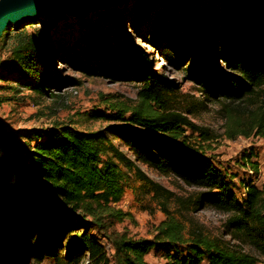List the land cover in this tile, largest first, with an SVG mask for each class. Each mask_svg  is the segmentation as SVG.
<instances>
[{
	"label": "trees",
	"instance_id": "trees-1",
	"mask_svg": "<svg viewBox=\"0 0 264 264\" xmlns=\"http://www.w3.org/2000/svg\"><path fill=\"white\" fill-rule=\"evenodd\" d=\"M167 1L172 10L175 0ZM177 1L186 12L192 4V0ZM202 10L192 12V18L205 17L207 12ZM110 12L117 15L119 11ZM65 18L66 14L60 11L33 20L30 24L37 21L46 24L43 30L33 33H27L21 23L12 26V37L16 40L10 55L15 63L7 70L30 75L32 89L46 92L50 86L59 87L63 83L55 76L56 70L48 76L45 65L53 57L46 42L47 33ZM155 23L161 27L168 25L161 19ZM224 26L227 31L221 32L220 48L213 50L212 47L214 55L210 59L198 56L211 45L202 29L197 32L201 47L190 59L187 77L197 84L205 103H219L228 123V138L256 135L264 139V0H232ZM3 40L1 35L0 42ZM65 55L66 58L58 57L88 74L118 77L114 72L122 73L109 63L95 67L90 64L89 56L84 61L71 49ZM137 55L141 56L130 65L141 83L137 102L133 106H113V117L127 121L118 128L119 140L135 161L201 190L189 198H178L180 210L195 212L208 207L224 214V233L210 237L193 228L185 232L178 222L168 218L160 224L153 239L115 238V264H149L144 257L151 249L162 246L166 250L163 264H258L259 257L264 258V185L257 187L248 179L242 182L241 198L236 197L230 176L199 146L200 142L210 141L212 135L187 115L168 108V92H173V83L147 65H141V52L134 53L132 58ZM205 103L198 105L205 107ZM126 113L128 116L124 118ZM192 134L196 135V141H191ZM29 137L35 139L33 146L21 144L13 133L0 136V264L16 263L13 260L17 249L11 242L17 235L11 229V217L18 218L17 225L23 226L29 238L43 219L52 223V228L39 236L36 248L30 253L35 261L43 257L59 260L56 250L48 246V240L51 231L57 234L70 229H61L63 221L68 224L70 219H76L98 230L106 229L114 219L121 220L123 214L114 208L123 193L124 172L120 166L135 169L137 178L151 185L153 196L163 194L160 186L150 182L123 151L109 142L104 131L89 133L55 126L49 130H30L24 138L29 140ZM255 157L252 152L246 154L242 163L253 174L258 173V162L251 161ZM7 167L17 178L15 182L9 181ZM15 194H21L23 199L12 200L11 212L17 216L5 211L9 206L8 196ZM24 213L31 219L24 218ZM70 244L72 254L87 253L91 264H109L103 245L88 232L75 234ZM244 247L254 254L246 252Z\"/></svg>",
	"mask_w": 264,
	"mask_h": 264
},
{
	"label": "rangeland",
	"instance_id": "rangeland-1",
	"mask_svg": "<svg viewBox=\"0 0 264 264\" xmlns=\"http://www.w3.org/2000/svg\"><path fill=\"white\" fill-rule=\"evenodd\" d=\"M191 2L187 12L177 0L173 2L172 10L167 0H114L101 7L84 8L81 14L64 12L66 18L58 21L47 33L46 42L53 57L50 58V64L45 65L48 76L56 70L55 76L63 83L59 87L50 86L46 92L32 89L30 75L24 76L7 70L10 64L15 63L10 55L16 40L12 37L14 25H6L1 29L0 38L2 35L4 40L0 42V136L2 133H13L18 136L21 144L33 146L34 138H24L29 135L30 130L67 126L89 133L104 131L109 142L119 151H123L150 182L164 190L163 194L153 196L151 185L139 180L135 169L127 170L120 166L124 172L123 193L114 203V208L123 214L121 220L114 219L106 229L98 230L89 223L85 225L76 219H70L68 224L63 221L61 229H70L57 234L51 231L48 240V246L56 250L58 261L49 257L35 261L30 256L36 248L35 243L39 236L49 231L52 223L44 222L43 219L42 223L37 224L30 239L23 226L17 225L18 218L11 217V229L16 230L17 235L16 240L11 242L17 249L16 260L13 262L91 264L87 253L72 254L70 244L75 234L86 231L103 245L109 264H115V238L122 236L133 240L153 239L160 224L168 218L178 222L185 232L193 228L210 237L223 235L224 214L208 207L195 212L181 211L179 208L178 198H189L201 190L188 187L173 175H163L154 168L135 161L132 153L119 140L118 128L127 124L124 118H127L128 113L124 114V120L116 119L113 117V106H133L137 102V91L141 83L137 81V73H132L130 67L136 62L134 59L141 56L132 58L137 52L143 55L141 65H147L151 71L173 83V92H168V108L187 115L192 122L205 127L212 135L210 141L200 142L199 146L230 176L236 197L241 198L242 182L248 179L257 187L264 185V139L256 135L228 138V123L219 109V103H205L197 84L188 79L186 73L194 52L201 47L196 39L201 29L208 42L210 40L208 45L211 46L204 48L198 56L210 59L214 55L211 52L212 47L213 50L220 48L221 32L227 31L224 24L230 16L232 0ZM66 8L60 7L56 10L71 9ZM112 9L119 11L117 15L110 12ZM202 9L207 12L205 17L192 18V12L200 13L204 11ZM53 11L48 13L60 12ZM45 16L43 14L27 19L21 24L25 25L27 33L39 32L46 24L42 21L35 24L30 22ZM156 19L166 20L168 25L161 27L155 23ZM68 49L84 61H87L85 56H89V63L95 67L109 63L111 68L119 69L122 73L115 71L114 74L118 77H111L80 71L60 59L66 58ZM128 52L132 55L128 56ZM199 103H205L206 106L201 107ZM188 107L189 110L186 109ZM188 132L186 131L187 134ZM196 140V135L192 134L191 141ZM251 152L256 156L251 161L258 162L257 174H253L248 166L244 167L242 164L246 154ZM9 168L6 169L10 173L9 181L15 182L17 178L11 174ZM168 193L172 195L168 196ZM14 198L23 201L21 194L9 195V206L5 211L16 215L10 208ZM23 217L31 219L28 213H24ZM162 247L151 249L144 257L145 261L149 264H163L166 261V250L165 246ZM244 250L254 254L248 247H244ZM258 264H264V258L259 257Z\"/></svg>",
	"mask_w": 264,
	"mask_h": 264
},
{
	"label": "water",
	"instance_id": "water-1",
	"mask_svg": "<svg viewBox=\"0 0 264 264\" xmlns=\"http://www.w3.org/2000/svg\"><path fill=\"white\" fill-rule=\"evenodd\" d=\"M110 1L114 0H0V31L6 25L16 26L27 19L49 14L48 11L56 12L60 7L93 9ZM59 11L74 14L71 11Z\"/></svg>",
	"mask_w": 264,
	"mask_h": 264
},
{
	"label": "bare ground",
	"instance_id": "bare-ground-1",
	"mask_svg": "<svg viewBox=\"0 0 264 264\" xmlns=\"http://www.w3.org/2000/svg\"><path fill=\"white\" fill-rule=\"evenodd\" d=\"M117 2H118V1H117ZM107 3H108V2H104L102 5H106ZM64 8H65V7H64ZM67 8H70V7H67ZM67 8H66V9H67ZM58 10H64V9H58ZM68 10L71 11V12H73L74 14H79V13L81 14V12L84 11L85 9H84V8H81V9H80V8H71V9H67V10H65V11H68ZM48 12H49V11H48ZM48 12H47V13H48ZM13 22L15 23V22H17V21H13Z\"/></svg>",
	"mask_w": 264,
	"mask_h": 264
}]
</instances>
